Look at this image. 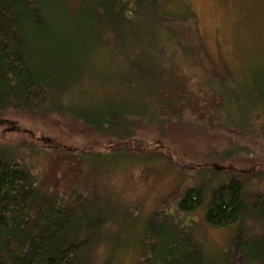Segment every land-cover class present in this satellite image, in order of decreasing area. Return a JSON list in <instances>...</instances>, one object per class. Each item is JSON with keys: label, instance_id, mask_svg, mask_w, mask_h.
<instances>
[{"label": "rangeland", "instance_id": "obj_1", "mask_svg": "<svg viewBox=\"0 0 264 264\" xmlns=\"http://www.w3.org/2000/svg\"><path fill=\"white\" fill-rule=\"evenodd\" d=\"M153 2L149 8H158L160 22L181 21L179 38L188 55L176 43L165 44L169 25L156 23L147 6L138 12V32L124 44L127 25L119 29L112 16L96 15L103 23L78 34L80 58L58 76L51 98L36 103L34 113L14 110L0 117V153L9 163L28 166L46 197L75 202L82 218L97 217L77 264H168L166 233L198 248L211 264H241L240 255L231 258V244L244 240L253 249L251 262L264 264V212L222 228L204 220L212 192L231 176L242 181L248 209L257 197L264 202V0ZM108 27L117 28L121 56L112 55V43L108 52L98 46L96 36ZM87 33L96 39L91 44ZM138 38L159 62L153 100L163 101L170 89L183 104L148 120L151 107L141 100L152 89L146 76L151 71L143 73L139 62L126 65L141 48ZM85 56L94 73L109 57L122 59L117 76L134 85V95L110 80L78 78ZM131 95L137 101L123 99ZM111 114L120 117L122 128L88 123ZM191 188L202 190V202L181 212L178 203Z\"/></svg>", "mask_w": 264, "mask_h": 264}, {"label": "trees", "instance_id": "obj_2", "mask_svg": "<svg viewBox=\"0 0 264 264\" xmlns=\"http://www.w3.org/2000/svg\"><path fill=\"white\" fill-rule=\"evenodd\" d=\"M151 1L155 0H97L94 3L81 0L74 5L68 0H0V117H5L9 112L10 115L14 110L34 113L36 103H40L43 98H51L58 76L65 75V67L69 68L72 62L80 58L81 41L78 34L83 33L82 29L100 28L103 23V18L99 20L101 17L96 15H108V19L112 16V20L119 22V29L127 25L122 28L124 44L128 34L132 37L138 32L137 16L144 6H147L151 13L154 12L152 16L155 22H160V18L155 17L158 8H149ZM155 4L153 2V6ZM185 16L183 22L188 23L191 20L188 12ZM147 18L150 19L151 16ZM172 20L170 23L160 22V26L169 25V35L164 37L167 40L165 44L171 46L176 43L182 48V53L188 55L187 47L181 45L183 41L179 38L182 34L178 32L177 27L181 21ZM116 24L114 23V26ZM61 28H64L63 31ZM116 29L108 27V31L105 34L100 32L96 39L100 41L98 46L104 45L107 52L109 43H112V55L121 56L125 52L120 49L115 39ZM88 37L90 44L96 40L90 38V35ZM189 37L192 36L189 34ZM134 42L141 43V48L131 54L126 65L139 62L143 73L151 71L146 76L147 86L152 89L141 102L151 107L153 116L144 117L148 120L160 116L161 109L165 111L166 107L180 109L183 104L174 91L169 93L170 89L163 101L153 100L157 89L156 82L160 80L159 62L150 48L143 47L145 40L138 38ZM160 47L162 46L158 49L163 50ZM129 50L126 53H129ZM85 55L88 56L89 52ZM87 56L83 61L84 72H81L78 78L81 75H89L88 78L92 77L90 80L101 79L104 83L110 80L116 87L131 91L134 95V85H125L120 82V75L117 76L121 72L122 59L116 62L115 58L110 60L109 57V64H103L94 73L93 70L88 71L91 67V57ZM158 59L162 61V57ZM59 71L61 73H58ZM162 93L165 92L161 91ZM132 95L123 99L132 100ZM168 102L169 104H166ZM173 115H178L177 111H174ZM119 119L118 115L111 114L106 116V119L97 118L98 121L88 123L95 127L110 124L118 130L122 128V121ZM118 141L120 143L117 138L116 142ZM243 189V183L238 176L229 177L215 189L205 211V223L211 228H222L237 224L245 216L252 218L253 215L263 213L261 204L264 202L259 197L252 210L246 207ZM202 197L201 189H188L178 203L179 210L184 213L191 212L200 205ZM96 218H82V212L76 209L75 202L46 197L28 166L9 163L0 153V264H77L78 255L87 249V239L96 229ZM166 235L170 241L165 253L170 256L168 264H211L203 258L198 248H192L185 240L173 238L168 233ZM248 243L235 238L231 244V258L238 254L242 260L241 264H254L255 262H251L255 259L251 257L253 249Z\"/></svg>", "mask_w": 264, "mask_h": 264}]
</instances>
